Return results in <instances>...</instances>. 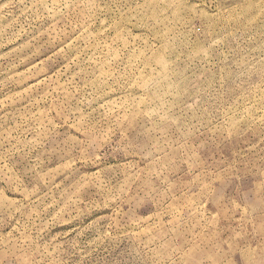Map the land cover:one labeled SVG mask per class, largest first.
<instances>
[{
	"label": "rangeland",
	"instance_id": "obj_1",
	"mask_svg": "<svg viewBox=\"0 0 264 264\" xmlns=\"http://www.w3.org/2000/svg\"><path fill=\"white\" fill-rule=\"evenodd\" d=\"M0 264H264V0H0Z\"/></svg>",
	"mask_w": 264,
	"mask_h": 264
}]
</instances>
